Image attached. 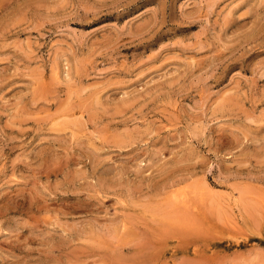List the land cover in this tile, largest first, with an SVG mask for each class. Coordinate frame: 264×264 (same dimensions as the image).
I'll return each mask as SVG.
<instances>
[{"label":"rangeland","instance_id":"rangeland-1","mask_svg":"<svg viewBox=\"0 0 264 264\" xmlns=\"http://www.w3.org/2000/svg\"><path fill=\"white\" fill-rule=\"evenodd\" d=\"M0 264H264V0H0Z\"/></svg>","mask_w":264,"mask_h":264}]
</instances>
